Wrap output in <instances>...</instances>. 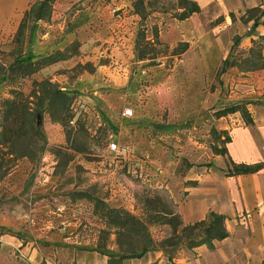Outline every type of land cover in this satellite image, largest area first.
Returning <instances> with one entry per match:
<instances>
[{"label":"rangeland","instance_id":"374dc122","mask_svg":"<svg viewBox=\"0 0 264 264\" xmlns=\"http://www.w3.org/2000/svg\"><path fill=\"white\" fill-rule=\"evenodd\" d=\"M133 2L84 0L68 8L54 7L49 22L36 24L24 59L66 50L74 43H78V54L23 80L19 89L27 96L35 89L34 82H57L74 97L75 119L70 144L65 129L45 114L40 119L42 138L35 159L0 149L6 173L0 179L2 244L9 238L45 247L70 240L114 253L116 231L96 212L100 202L147 220L159 217L163 224L154 223L150 230L157 242H164L165 250L175 249L170 246L175 242L180 246L196 238L197 231L182 233L181 228L174 235L159 212L176 211L170 194L173 185H192L191 179L212 168L213 148L222 149L221 124L234 117L246 122L241 112L227 111L246 103L239 101L237 77L225 79L228 69L224 70L223 56L214 70L201 66L216 57L210 28L223 18L210 22L205 35H196L193 29L204 21L182 24L176 18L179 0L149 1L145 23L134 14ZM164 15L176 19V25L166 23ZM238 18L249 26L247 11ZM20 21L0 24V51L11 50ZM155 26L165 45L158 50L164 54L154 61L140 60L138 34L145 30L150 40ZM239 39H233L229 65L259 67L262 60H255L251 53H262L264 42L246 51L239 47ZM207 43L212 45L210 50L204 48ZM10 89L0 84V111L1 102L11 98ZM126 109L133 110L132 117L124 116ZM111 144L125 149L126 156L110 152Z\"/></svg>","mask_w":264,"mask_h":264},{"label":"crops","instance_id":"0c3cea01","mask_svg":"<svg viewBox=\"0 0 264 264\" xmlns=\"http://www.w3.org/2000/svg\"><path fill=\"white\" fill-rule=\"evenodd\" d=\"M36 1L0 0V24L22 20L25 11ZM82 1L56 0L54 7L68 8ZM191 1L198 4L201 12L181 23L194 26L198 21H204L202 27L193 29L194 34L205 35L210 22L223 18L220 24L210 26L218 51L215 58L201 62L206 70H214L222 56L224 61L227 60L234 37H240L238 45L246 51L264 37L263 25L252 26L249 21L246 27L238 18L249 9L264 8V0ZM181 11L178 8V12ZM169 16L164 15L163 20L175 26L176 19ZM247 30L251 33L247 34ZM211 46L207 43L204 48L210 50ZM262 56L264 58V50ZM232 77H237L235 86L241 93L239 101L247 104L252 123L246 124L241 117H234L221 124L220 132L230 137V142L222 145L227 153L215 155L212 168L191 179L194 184L173 185L170 189L171 199L185 226L205 221L214 212L227 218L229 237L216 241L214 248L206 245L194 249L182 246L169 250L154 248L143 257L128 259L124 264H264V168L251 174H230L234 165L264 163V59L259 69L230 67L225 79L229 81ZM17 248L26 259L15 255ZM112 250L114 253L101 252L70 240L45 247L9 238L2 244L0 264H109V255L119 254L117 246Z\"/></svg>","mask_w":264,"mask_h":264},{"label":"trees","instance_id":"16d2710c","mask_svg":"<svg viewBox=\"0 0 264 264\" xmlns=\"http://www.w3.org/2000/svg\"><path fill=\"white\" fill-rule=\"evenodd\" d=\"M179 9L182 11L176 18L184 21L194 14H199L201 8L197 3L191 0H179ZM56 0H37L30 8L25 11L21 22L17 28L16 34L12 41V48L8 53L0 51V84L6 83L10 85L9 94L11 98L4 99L1 102L0 111V149L7 148L9 154L20 157L35 159L40 148V139L42 138L41 126H39L40 119L45 115H49L51 120L60 124L66 131L68 143L71 144V123L75 119L73 112L74 97L65 90H62L57 82L51 79H45L41 82H34L35 89L25 96L19 89L22 81L38 74L43 69L52 66L59 62L68 61L78 54V43H74L66 50H59L47 56L37 59H24V49L31 43V36L35 30L38 22H49L52 18ZM150 2L145 0H134L133 7L135 15L139 16L142 23L147 20V8ZM247 21H253L255 26H264V8L257 7L247 10ZM143 25V24H142ZM153 38L148 39L146 31L141 30L138 34L136 42V52L140 60L154 61L159 55L164 53L158 50V47H164L159 36L158 27H153ZM260 42H264V37L260 38ZM254 42V45L259 43ZM151 48V49H150ZM150 51L148 52V50ZM254 59H261V65L255 67L259 69L263 65V56L260 51L251 53ZM224 70L236 66L229 65L226 60L224 63ZM254 68V67H253ZM223 71L222 73H225ZM32 98L34 101H32ZM36 100V101H35ZM241 112L246 118V124L252 123L251 115L248 111L247 104L237 106L230 109L227 113ZM226 114V113H224ZM79 125V121L76 122ZM224 137V138H223ZM221 144L224 146L230 142V137L227 133L222 132L218 136ZM71 146V145H70ZM75 152H81L75 147L71 148ZM216 155H225L227 150L223 147L218 149L217 146L213 148ZM264 168V163L256 165H234L233 170L230 171L232 175H243L256 173ZM6 173L2 171L0 164V179ZM161 201V199H159ZM147 202H151L147 199ZM96 212L99 214L107 226L116 231V244L119 249V254H111L109 264H124L128 259L141 258L149 250L159 247L165 249L164 242H157L151 233V226L154 223L163 224L162 220L158 221L159 217H150L144 219L133 215L132 213L121 209L111 208L100 202L96 204ZM159 216H163V220L169 222L164 223L171 225L174 235L177 234L178 228L182 229V233L197 231L195 239H191L186 244L180 246L194 249L203 245L209 248H214L216 241H222L229 237L226 229L227 218L217 213H211L205 221L196 223L194 225L185 226L181 216L177 211L172 212L164 210L159 212ZM172 218L171 220H169ZM180 242H175L170 246H177ZM2 250V243L0 242V253ZM171 264H176L171 262Z\"/></svg>","mask_w":264,"mask_h":264},{"label":"built area","instance_id":"2783aa9c","mask_svg":"<svg viewBox=\"0 0 264 264\" xmlns=\"http://www.w3.org/2000/svg\"><path fill=\"white\" fill-rule=\"evenodd\" d=\"M123 114L125 117L130 118L133 116V110L126 109ZM109 150L110 152L117 153L119 156H126V150L125 149L121 150L116 144H111ZM15 251H16L15 253L16 256L22 259H26V255H24L19 248L15 249Z\"/></svg>","mask_w":264,"mask_h":264},{"label":"water","instance_id":"95a60500","mask_svg":"<svg viewBox=\"0 0 264 264\" xmlns=\"http://www.w3.org/2000/svg\"><path fill=\"white\" fill-rule=\"evenodd\" d=\"M39 126H40V121H39Z\"/></svg>","mask_w":264,"mask_h":264}]
</instances>
